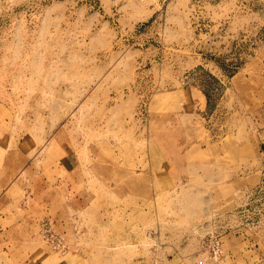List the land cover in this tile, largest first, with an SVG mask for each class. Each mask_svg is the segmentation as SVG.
<instances>
[{
    "label": "rangeland",
    "instance_id": "obj_1",
    "mask_svg": "<svg viewBox=\"0 0 264 264\" xmlns=\"http://www.w3.org/2000/svg\"><path fill=\"white\" fill-rule=\"evenodd\" d=\"M0 264H264V0H0Z\"/></svg>",
    "mask_w": 264,
    "mask_h": 264
},
{
    "label": "built area",
    "instance_id": "obj_2",
    "mask_svg": "<svg viewBox=\"0 0 264 264\" xmlns=\"http://www.w3.org/2000/svg\"><path fill=\"white\" fill-rule=\"evenodd\" d=\"M48 229H49L48 234L53 235V232L51 231V229L49 227ZM221 236L222 235H220L218 232H215V231L211 232L207 240V243L205 247L203 248L202 260H201L202 262H205L208 260H216L217 258L220 257L222 253V237ZM56 247L63 251L66 250V245L63 244L59 239L57 241Z\"/></svg>",
    "mask_w": 264,
    "mask_h": 264
},
{
    "label": "crops",
    "instance_id": "obj_3",
    "mask_svg": "<svg viewBox=\"0 0 264 264\" xmlns=\"http://www.w3.org/2000/svg\"><path fill=\"white\" fill-rule=\"evenodd\" d=\"M73 248H75V247H73Z\"/></svg>",
    "mask_w": 264,
    "mask_h": 264
}]
</instances>
